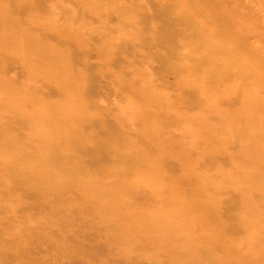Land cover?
I'll list each match as a JSON object with an SVG mask.
<instances>
[{"label": "bare ground", "instance_id": "6f19581e", "mask_svg": "<svg viewBox=\"0 0 264 264\" xmlns=\"http://www.w3.org/2000/svg\"><path fill=\"white\" fill-rule=\"evenodd\" d=\"M49 1L0 0V154L13 156L0 155L4 207L15 197L10 177L46 200L79 187L87 207L96 209L95 223L113 244L117 261L264 264V51L247 48L230 26L236 23L248 32L256 27L235 15L222 24L223 15L214 7L231 13V0H212L205 8L201 0H162L158 33L176 27L179 35L162 38V45L168 53L175 46L189 50L187 62L172 69L198 110L182 111L178 99L149 85L145 72L109 67L110 33L98 45L86 32L101 31L73 25L77 9L98 12L99 4ZM55 10L69 21L59 23ZM109 10L129 18L140 6ZM78 53L82 60H76ZM93 54L106 68L101 74L86 61ZM97 75H108L119 94L104 109L86 97ZM230 80L240 82L230 85ZM222 101L233 106L220 107ZM16 121L22 132L12 130ZM134 123L140 131L131 137L124 128ZM94 124L104 135L91 131ZM217 156H228V170L218 167L207 175L195 169L197 159L210 163ZM99 158L105 164L94 165ZM170 158L179 164V177L164 171ZM111 163L122 167L116 171ZM85 164L95 168L93 173ZM221 190L233 201L227 211L218 198ZM137 192L154 207H136ZM64 219L59 222L69 223ZM41 220L59 232L58 221ZM49 256L56 258L45 254L39 260ZM5 262L34 264L0 247V264Z\"/></svg>", "mask_w": 264, "mask_h": 264}, {"label": "rangeland", "instance_id": "374dc122", "mask_svg": "<svg viewBox=\"0 0 264 264\" xmlns=\"http://www.w3.org/2000/svg\"><path fill=\"white\" fill-rule=\"evenodd\" d=\"M233 1L231 13L228 12L227 8L214 7L218 14L223 15L222 24L226 19L232 20V15H235L234 17L237 19L239 17L243 19L245 24H253L256 28L248 32L241 31L235 23V25L230 26L231 32L238 35L240 40H242L241 42L244 40L245 46L250 50L264 51L263 0H231V2ZM40 2L46 5L51 4L49 0H40ZM94 2L101 6V11L86 14L81 9H77L76 15L71 17V21L76 27L84 25L101 31V33L96 35L86 32L87 37L94 44L99 45L104 40V34L110 33V36H113L114 39L108 48L109 67L128 74L136 70L145 72L148 76L149 85L153 89L178 99L182 111L196 112L198 107L191 105L192 98L183 90L181 85H177V77L172 69L179 65L180 62H187L184 57L189 52L188 48L179 49L175 46L168 53L161 43L164 37L179 39V35L176 34V27L174 30L169 27L165 33H158L159 18L162 19L163 17L160 7L162 0H94ZM201 2L202 4L204 3L203 7L205 8L206 5H210L209 2H212V0H201ZM126 4L140 6V12L127 18L112 14L109 10V7L113 5ZM226 4L229 3L227 2ZM54 13L59 23L69 21L58 10H55ZM236 13L239 16H236ZM122 33L125 35L122 36ZM50 39L53 42H58L56 36L52 35ZM260 55H263V52H260L258 56ZM83 58L82 53L76 55V60H82ZM86 59L91 67L97 68V72H100L99 74L105 71V66L100 64L95 54L88 56V58L86 57ZM13 74L15 73L13 72ZM236 82L240 81L230 80L229 84ZM44 94L51 99L57 98L56 92L49 93L45 91ZM118 95L108 75H97V77H92L86 97H91L95 100L99 109H104L106 106L115 103L118 100ZM100 98H103V100ZM219 106L230 108L233 104L230 101H222ZM90 108L93 109L92 107ZM12 124V130L22 132V129L16 127V125L19 126V121L12 122ZM99 130L96 124L91 127L93 132L99 133ZM124 131L129 136L135 137L140 128L134 123L124 128ZM104 132H107V130ZM99 134L101 135L102 133ZM230 150L235 151L233 148ZM0 155L6 158H13L12 154H8V152ZM84 159L87 164V159L89 158L85 155ZM95 163L94 165L105 164L102 158L95 159ZM230 165L231 162L228 156H217L210 163L203 159H197L194 167L197 171H204L207 175H213L218 167L228 170ZM111 167L117 171L122 166L119 163H113ZM87 168L90 169L89 173H93L95 170L92 167ZM163 168L167 176L179 177L181 175L179 164L174 159H166L163 163ZM108 179L110 178L108 177ZM8 181L15 197L10 198V205L7 209L0 201V247H2L3 252L9 254L13 251L23 261L33 262L34 264H86L85 262L87 261H91V264H128L117 261L114 258L113 249L115 248L113 244L106 239L108 237L105 235L103 228L95 223L96 209L87 207L82 200L79 187L69 186L71 194H59L53 199L46 200L36 197L33 192L27 191L22 182L15 178L10 177ZM1 186L2 183L0 182V188ZM0 191L2 190L0 189ZM229 194L225 190H221L218 193V198L223 203V209L230 207L233 203ZM0 195H3V192H0ZM146 198L147 195L137 192L135 198H132L134 200L132 203L139 208H153L152 202H149ZM225 210L227 211V209ZM63 217L69 223L61 224L59 220L63 219ZM41 218L50 219L52 223L58 221L60 225L59 232L43 226ZM45 254L55 255L56 258L49 256L48 259L39 260L41 255ZM5 264L10 263L5 262Z\"/></svg>", "mask_w": 264, "mask_h": 264}]
</instances>
